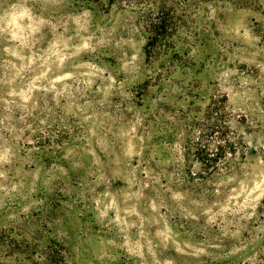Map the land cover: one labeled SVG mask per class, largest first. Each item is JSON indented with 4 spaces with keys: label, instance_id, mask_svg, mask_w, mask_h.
<instances>
[{
    "label": "clouds",
    "instance_id": "obj_1",
    "mask_svg": "<svg viewBox=\"0 0 264 264\" xmlns=\"http://www.w3.org/2000/svg\"><path fill=\"white\" fill-rule=\"evenodd\" d=\"M0 264H264V0H0Z\"/></svg>",
    "mask_w": 264,
    "mask_h": 264
}]
</instances>
